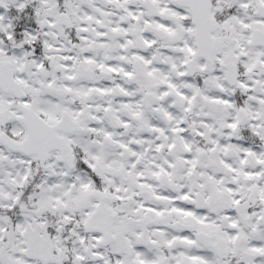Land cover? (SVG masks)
Listing matches in <instances>:
<instances>
[{
    "label": "snow or ice",
    "instance_id": "6c2138e0",
    "mask_svg": "<svg viewBox=\"0 0 264 264\" xmlns=\"http://www.w3.org/2000/svg\"><path fill=\"white\" fill-rule=\"evenodd\" d=\"M0 264H264V0H0Z\"/></svg>",
    "mask_w": 264,
    "mask_h": 264
}]
</instances>
